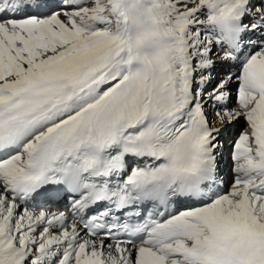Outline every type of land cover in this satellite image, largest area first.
Here are the masks:
<instances>
[{
  "label": "snow or ice",
  "instance_id": "snow-or-ice-1",
  "mask_svg": "<svg viewBox=\"0 0 264 264\" xmlns=\"http://www.w3.org/2000/svg\"><path fill=\"white\" fill-rule=\"evenodd\" d=\"M0 264H264V0H0Z\"/></svg>",
  "mask_w": 264,
  "mask_h": 264
},
{
  "label": "rangeland",
  "instance_id": "rangeland-1",
  "mask_svg": "<svg viewBox=\"0 0 264 264\" xmlns=\"http://www.w3.org/2000/svg\"><path fill=\"white\" fill-rule=\"evenodd\" d=\"M241 123H239L238 125H237V130H240L241 129Z\"/></svg>",
  "mask_w": 264,
  "mask_h": 264
},
{
  "label": "bare ground",
  "instance_id": "bare-ground-1",
  "mask_svg": "<svg viewBox=\"0 0 264 264\" xmlns=\"http://www.w3.org/2000/svg\"><path fill=\"white\" fill-rule=\"evenodd\" d=\"M240 123L242 124V125H241V128H242V127H243V124H244V122H243V121H241Z\"/></svg>",
  "mask_w": 264,
  "mask_h": 264
}]
</instances>
